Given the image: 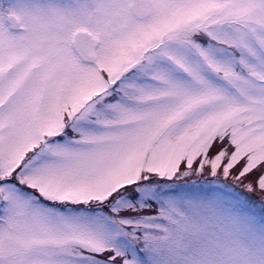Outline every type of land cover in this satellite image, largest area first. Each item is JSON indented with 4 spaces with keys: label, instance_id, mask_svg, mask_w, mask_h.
I'll return each instance as SVG.
<instances>
[{
    "label": "snow or ice",
    "instance_id": "1",
    "mask_svg": "<svg viewBox=\"0 0 264 264\" xmlns=\"http://www.w3.org/2000/svg\"><path fill=\"white\" fill-rule=\"evenodd\" d=\"M0 264H264V0H0Z\"/></svg>",
    "mask_w": 264,
    "mask_h": 264
}]
</instances>
